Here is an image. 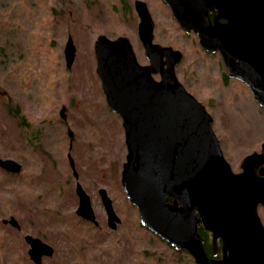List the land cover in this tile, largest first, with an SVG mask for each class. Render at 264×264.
<instances>
[{
	"label": "rangeland",
	"instance_id": "1",
	"mask_svg": "<svg viewBox=\"0 0 264 264\" xmlns=\"http://www.w3.org/2000/svg\"><path fill=\"white\" fill-rule=\"evenodd\" d=\"M135 1L0 0V159L23 167L17 177L0 169V264H33L25 235L53 248L42 264H195L187 251L141 226L120 184L124 134L106 105L93 44L99 35L126 37L138 63L148 64L137 36ZM140 1L154 21V43L182 53L176 76L212 117L223 156L239 172L241 160L264 142V110L244 84L224 79L220 56L185 34L161 0ZM122 4L131 6L132 17ZM68 37L76 50L70 69L64 60ZM75 184L90 198L98 225L76 217ZM100 189L121 220L116 231L107 225ZM257 213L264 227V208ZM10 217L21 231L2 224Z\"/></svg>",
	"mask_w": 264,
	"mask_h": 264
},
{
	"label": "water",
	"instance_id": "2",
	"mask_svg": "<svg viewBox=\"0 0 264 264\" xmlns=\"http://www.w3.org/2000/svg\"><path fill=\"white\" fill-rule=\"evenodd\" d=\"M185 34L196 35L203 51L217 53L227 77L244 84L264 110V0H161ZM137 36L148 64L140 65L128 38L99 35L93 44L95 73L108 109L121 120L126 148L120 172L125 197L136 207L141 226L195 264H264V227L257 209L264 207V143L260 153L245 156L240 172L225 160L213 120L176 76L182 53L154 43L155 24L145 2L133 5ZM68 37L66 69L75 59ZM158 76L159 80L154 77ZM60 117L65 120L64 110ZM71 136V133H69ZM73 176L74 161L68 154ZM11 174L21 166L0 159ZM76 216L98 225L90 198L80 184ZM107 225L121 223L106 191H98ZM19 229L15 218L3 221ZM198 226L220 240L219 258L209 257ZM34 264L54 250L27 236ZM215 252V250H214Z\"/></svg>",
	"mask_w": 264,
	"mask_h": 264
},
{
	"label": "flooded vegetation",
	"instance_id": "3",
	"mask_svg": "<svg viewBox=\"0 0 264 264\" xmlns=\"http://www.w3.org/2000/svg\"><path fill=\"white\" fill-rule=\"evenodd\" d=\"M68 137H71V136H69L68 135ZM264 143V142H263ZM263 143H261L260 144V150H259V152H257V151H255V152H252V153H260L261 152V146H262V144ZM251 153V154H252ZM247 156V155H246ZM13 161H15V160H13ZM242 161V160H241ZM15 162H17V161H15ZM18 163V162H17ZM19 164V163H18ZM20 166H21V169H20V171H19V173H17V174H11V173H9V175H11L12 177H17L18 175H20L21 173H22V171H23V167H22V165L21 164H19ZM1 169V168H0ZM239 170H240V164H239ZM240 172V171H239ZM239 172H237V173H239ZM76 185V184H75ZM259 207H262V206H259ZM258 207V208H259ZM262 208H264V207H262ZM3 221H5V219L4 220H2V224H3ZM17 223H18V221H17ZM121 224V223H120ZM119 224V225H120ZM3 225H9L8 223L7 224H3ZM18 225H19V229H16V228H13L11 225V227L13 228V229H15L17 232H19V231H21V225L18 223ZM201 232V233H200ZM198 233H199V235H200V237L204 240V242H203V248L204 247H206V249H211V251H212V258H219L220 257V253H221V251H220V249H221V244H220V240H217L216 241V246H214L213 245V242H212V234L211 233H209V232H207V231H205L204 229H203V227L202 226H198ZM202 234V235H201ZM27 236H29V235H25V236H23V242L27 245V243H26V241H25V238L27 237ZM30 237H32V236H30ZM32 238H34V237H32ZM35 239H38V240H40L39 238H35ZM42 243H44L42 240H40ZM46 244V243H45ZM52 248V247H51ZM28 249H29V246H28ZM214 250H215V252H214ZM208 255V254H207ZM30 259V258H29Z\"/></svg>",
	"mask_w": 264,
	"mask_h": 264
},
{
	"label": "trees",
	"instance_id": "4",
	"mask_svg": "<svg viewBox=\"0 0 264 264\" xmlns=\"http://www.w3.org/2000/svg\"><path fill=\"white\" fill-rule=\"evenodd\" d=\"M123 3V2H122ZM122 10L123 12L125 13L127 11L128 13V16L129 17H132L133 16V11H132V8L131 6H126V4H122ZM224 79L227 81L228 80V77L226 75H224ZM84 222V221H83ZM201 233V232H200ZM202 235V234H201ZM204 250L206 251V253L208 254L209 257L212 256V251L211 249H206V247H204Z\"/></svg>",
	"mask_w": 264,
	"mask_h": 264
}]
</instances>
